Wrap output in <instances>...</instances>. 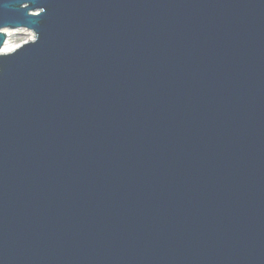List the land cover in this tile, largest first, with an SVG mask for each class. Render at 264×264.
Returning <instances> with one entry per match:
<instances>
[{
    "label": "water",
    "instance_id": "obj_1",
    "mask_svg": "<svg viewBox=\"0 0 264 264\" xmlns=\"http://www.w3.org/2000/svg\"><path fill=\"white\" fill-rule=\"evenodd\" d=\"M0 264H264V0H0Z\"/></svg>",
    "mask_w": 264,
    "mask_h": 264
},
{
    "label": "rangeland",
    "instance_id": "obj_2",
    "mask_svg": "<svg viewBox=\"0 0 264 264\" xmlns=\"http://www.w3.org/2000/svg\"><path fill=\"white\" fill-rule=\"evenodd\" d=\"M9 33L8 42L11 45H21L25 42L29 41V38H31L30 34H33L35 36V33L33 31H28L26 29H19V30H7Z\"/></svg>",
    "mask_w": 264,
    "mask_h": 264
},
{
    "label": "bare ground",
    "instance_id": "obj_3",
    "mask_svg": "<svg viewBox=\"0 0 264 264\" xmlns=\"http://www.w3.org/2000/svg\"><path fill=\"white\" fill-rule=\"evenodd\" d=\"M31 38H29V41L34 39V35L30 34ZM18 46L17 45H11L9 42L7 43L6 47L4 48V52H11L15 50Z\"/></svg>",
    "mask_w": 264,
    "mask_h": 264
}]
</instances>
